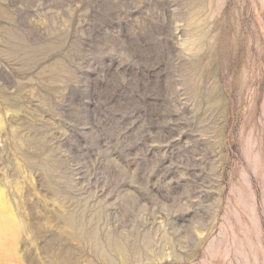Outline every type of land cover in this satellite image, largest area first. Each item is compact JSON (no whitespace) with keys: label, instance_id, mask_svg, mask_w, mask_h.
Segmentation results:
<instances>
[{"label":"rangeland","instance_id":"rangeland-1","mask_svg":"<svg viewBox=\"0 0 264 264\" xmlns=\"http://www.w3.org/2000/svg\"><path fill=\"white\" fill-rule=\"evenodd\" d=\"M0 189V264H264V0H0Z\"/></svg>","mask_w":264,"mask_h":264},{"label":"bare ground","instance_id":"bare-ground-1","mask_svg":"<svg viewBox=\"0 0 264 264\" xmlns=\"http://www.w3.org/2000/svg\"><path fill=\"white\" fill-rule=\"evenodd\" d=\"M2 193L1 189H0V194ZM2 209V208H1ZM7 222H10L12 225L14 223V218L11 214H8L7 215V219H5V221L3 222V224L7 223ZM8 228V227H7ZM5 229V228H4ZM6 234V233H5ZM2 236H3V229H2V224H0V239H2ZM5 239V238H4ZM5 243H3L4 245ZM2 245V246H3ZM1 246V245H0ZM4 248V247H3ZM6 250V249H5ZM9 255V253H8Z\"/></svg>","mask_w":264,"mask_h":264}]
</instances>
